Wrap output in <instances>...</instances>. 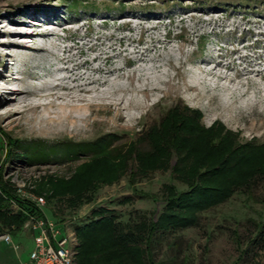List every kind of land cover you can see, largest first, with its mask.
Masks as SVG:
<instances>
[{"label": "rangeland", "instance_id": "374dc122", "mask_svg": "<svg viewBox=\"0 0 264 264\" xmlns=\"http://www.w3.org/2000/svg\"><path fill=\"white\" fill-rule=\"evenodd\" d=\"M82 1L87 11H70L62 0H0V94L15 79L38 96L56 78L68 75L72 81L81 75L82 81L66 86L94 80L85 88L100 97L87 126L50 135L18 125L9 113L19 105H0V237L7 236L15 247L0 238V264H22L30 253L35 234L27 219L33 218L30 205L47 222L73 233L70 264H107L97 257L102 234L85 242L79 253L73 226L84 225L91 212L108 211L118 233L136 237L140 248L145 224L154 222L163 207L167 184L182 192L184 184L219 188L256 177L237 174L229 164L211 179L216 163L179 164L171 153L163 164L139 165L133 158L151 153L145 132L180 106L199 115L201 128L218 124L236 133L234 143L264 144V0ZM50 32L44 40L48 51L27 60L35 55L29 51L34 33ZM58 68L66 70L56 73ZM56 92L68 99L72 93ZM134 100L145 104L134 109ZM109 135L114 139L94 168L86 146L81 158H59L56 147ZM36 146L47 157L33 162L29 153ZM86 173L92 174L79 180ZM240 188L222 205L198 214L195 227L155 233L148 261L140 257L143 264H264V179L255 178L248 191ZM19 215L21 227L13 221Z\"/></svg>", "mask_w": 264, "mask_h": 264}, {"label": "trees", "instance_id": "16d2710c", "mask_svg": "<svg viewBox=\"0 0 264 264\" xmlns=\"http://www.w3.org/2000/svg\"><path fill=\"white\" fill-rule=\"evenodd\" d=\"M62 1L70 11L76 9V7L81 10L87 8L85 5H81V3H84L82 0ZM199 119V115L195 111H189L184 106L169 109L164 113L157 127H151L145 132V140L151 149V153L134 155L133 160L139 165L163 164L165 163L166 155L171 153L179 164L180 162L216 163L217 169L209 170L211 173L212 171L214 172L211 175V179H214L218 173H222L224 167L229 164L235 166L232 167V171L236 170L237 174L239 172L247 173L248 176L256 175V177L254 179L251 178L248 183L244 184H239L238 182H232L231 185L224 183L223 186L220 184L219 188L201 185L200 183H190L187 186L184 184L185 189L182 192L176 191L171 184H167L165 189H167L168 195L162 198L163 207L156 215L154 222L145 224V235L142 237L143 242L141 246L139 245L140 248L135 247L136 243L134 240H136V237L132 238V236L127 234V231H121L120 229L119 234L118 222L114 220L108 211L98 208L90 213L89 220L84 225L73 226V232L80 242L78 246L80 254L84 252L82 248L85 242L92 240L97 234H102L104 238L101 239L98 247V259H107V264H110L113 260L114 264H143V259L145 261L148 259L151 244L150 238L155 233L165 234L169 233V231L178 232L193 228L198 221V214L222 205L233 193L241 192L240 187L242 186L245 187L244 191H248L252 187L255 178L264 179V144L255 145L251 141L243 144L234 143L233 139L237 136L236 133L232 134L222 131L218 124H210L206 129L201 128L198 125ZM112 139H114L113 135H109L106 138H98L90 144H87V142L73 145L72 143H67L62 148L56 147V149L61 154L59 158H71L74 160L84 155L83 147L86 146L88 150V156L85 155L87 162L94 168L95 162L102 160L104 157V149L108 145L109 140ZM32 150L35 152L29 153V159L31 158L33 162L47 157L42 152L41 147L36 146ZM49 151L51 152L52 148ZM258 166L262 168L255 169ZM93 170L87 171L93 172ZM255 170L258 172H255ZM91 174L86 173L81 178L79 177V180L87 179ZM227 174L233 177L234 173L227 171L225 175ZM133 182L129 179L128 183L131 185ZM25 210L27 211V209ZM28 211L34 219L42 218V213L32 207V205H30ZM105 212H107L106 215ZM23 219L24 217L19 215L13 221L19 223L21 227ZM123 226L120 227L123 228Z\"/></svg>", "mask_w": 264, "mask_h": 264}, {"label": "bare ground", "instance_id": "6f19581e", "mask_svg": "<svg viewBox=\"0 0 264 264\" xmlns=\"http://www.w3.org/2000/svg\"><path fill=\"white\" fill-rule=\"evenodd\" d=\"M51 35V32L49 34L34 33V37L31 38V40H33V45L30 47L31 49L29 51L33 52L35 55H33L32 57H26L27 60L33 58L35 59L39 55L44 54L46 51H48L44 40L47 37L49 38ZM58 69L56 73L62 72L64 68ZM2 76L4 75L0 74V78H2ZM83 79L84 78H82L81 75H77L72 81L70 80V77H68V75L67 77L64 76L62 78H56L51 81V83L53 82L54 85L51 83L49 85L47 84V93L40 94L38 96L34 94L30 86H23L22 88L18 86L15 83V79L9 83V85L6 87L5 92L3 94H0V105L5 102H11L19 105V109L10 112L9 115L17 116L16 122L18 123V125L27 126L26 128H28L30 131H34V129L38 127L42 132L50 135L69 126L76 128L84 127L89 124L88 117H90L91 119V117H93L94 111L96 110H93L95 104L94 101L100 98L96 90H87L85 88V86L94 84L95 81L93 80L88 83L81 82L79 84H75L70 88L66 86L68 81L78 83ZM57 89H70L72 92L70 98L68 99L67 97L69 96L58 94L56 92ZM140 91L146 95V92H144V90ZM85 95H87L88 97L86 98ZM147 96L148 95H146V97ZM31 97H35L36 99L34 100ZM109 98H111L110 94H107L104 98L107 106L109 105ZM53 99L62 100L64 101V104L58 105L54 102ZM144 104L145 103L140 102L139 100H134L132 106L134 107V109H139L142 108ZM51 110H53L54 112H52ZM118 111H120V109ZM91 122L94 125V121Z\"/></svg>", "mask_w": 264, "mask_h": 264}, {"label": "built area", "instance_id": "2783aa9c", "mask_svg": "<svg viewBox=\"0 0 264 264\" xmlns=\"http://www.w3.org/2000/svg\"><path fill=\"white\" fill-rule=\"evenodd\" d=\"M40 204V201H36ZM31 224L32 236L31 249L22 264H70L74 235L67 226H54L43 217L33 219L28 217ZM1 242L11 247L10 238L1 235ZM15 250V247H11ZM21 264V263H20Z\"/></svg>", "mask_w": 264, "mask_h": 264}]
</instances>
